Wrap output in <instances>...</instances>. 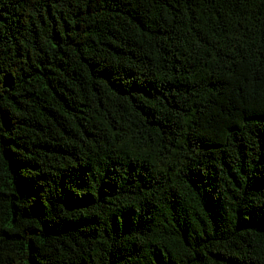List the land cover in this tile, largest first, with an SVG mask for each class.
I'll use <instances>...</instances> for the list:
<instances>
[{"label": "trees", "instance_id": "16d2710c", "mask_svg": "<svg viewBox=\"0 0 264 264\" xmlns=\"http://www.w3.org/2000/svg\"><path fill=\"white\" fill-rule=\"evenodd\" d=\"M0 264H264V0H0Z\"/></svg>", "mask_w": 264, "mask_h": 264}]
</instances>
